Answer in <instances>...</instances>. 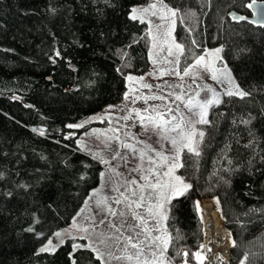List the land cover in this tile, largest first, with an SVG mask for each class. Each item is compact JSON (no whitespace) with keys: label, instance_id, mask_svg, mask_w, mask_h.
<instances>
[{"label":"trees","instance_id":"trees-1","mask_svg":"<svg viewBox=\"0 0 264 264\" xmlns=\"http://www.w3.org/2000/svg\"><path fill=\"white\" fill-rule=\"evenodd\" d=\"M147 1L0 0V264H102L90 248H74L72 237L55 251L38 246L71 221L102 170L77 141L84 126L69 125L119 101L126 77L148 69V25L129 19L130 7ZM163 1L178 9L179 69L205 46L220 45L250 93L243 100L222 94L202 124L200 156L180 153L177 171L191 188L166 206L164 224L174 238L166 254L178 261L182 247L189 257L197 249L203 239L197 202L208 198L233 238L228 260L211 264H239L245 256V264H261L264 24L247 19L251 0Z\"/></svg>","mask_w":264,"mask_h":264},{"label":"rangeland","instance_id":"rangeland-1","mask_svg":"<svg viewBox=\"0 0 264 264\" xmlns=\"http://www.w3.org/2000/svg\"><path fill=\"white\" fill-rule=\"evenodd\" d=\"M153 3H157L158 7H162V5L159 4V0H148L145 3H136L132 5L130 7L129 14L133 8L143 9L144 7H147L148 5ZM163 5L167 4L163 1ZM145 22L148 25L147 33L149 38V59L151 56L149 69L142 75H128L127 77L131 76L134 78L131 81L126 77L128 86L119 101H117L116 103L106 104L95 112L81 116L74 123H72V125L82 124L84 126L77 138V141L81 148H83L88 153L96 156L98 159L102 157L103 159L109 160L111 166L115 168V171L122 173V176L117 177L113 175V173L110 171L109 165L101 163L102 170L99 173L97 183L89 189L80 207L71 218V221L67 225L56 229L52 235H50L42 244L38 246V250L49 246L50 241V249L51 247L55 248V246L62 242L65 237H72L73 246L83 245L90 248L95 254H102V259H100L102 264H127L126 261L118 262L116 260H112L109 256L110 252L116 255L120 254V250L113 246L114 241L105 240V243H100V240L104 239L105 235L111 232V229H109L106 225H102L95 231H93L89 226L90 221L86 219V217H91L94 215L97 221L102 219V216L96 215V213L98 212V209L96 207L97 201L108 198V203L111 204L112 201L119 196V193L113 190L114 187H121V185H124L126 181L133 178L139 180V174L131 171L141 163L139 156H133L128 152V150L120 148L119 151L127 157V164H125L123 161H120L119 159H117L116 161H112L111 157L113 155V150L118 148V144L114 139H112L111 148L109 150H106L105 143H108L109 139L113 138L116 135H119L120 140L124 142L135 143V140H131L128 136L125 135V133L127 132L131 136H134L136 140L143 142L142 144L137 145L138 148H143L144 145H147L150 148L155 149L156 151H163L164 155L171 156L174 154V148L170 143V140L162 139L161 134L158 131H154L151 124L148 125L146 131L145 128L140 124L136 112H140V114L144 116L150 115L156 118L157 121H159V116L157 115V113L163 114L164 120H171L175 115L176 120L173 121V124L179 123L181 117H184L185 120H187L188 118L195 120L198 117L191 116L188 110L184 107V104L181 101L175 100L176 95L183 96L185 101L189 97H195L196 100L203 101L205 98H211L213 95L212 92L206 91V89H213L217 94H219L220 98L225 90L230 87L227 79H224L223 77H221V79L224 80L223 83L212 80L211 73L203 71L201 66L193 68L188 76H183V79L174 74H166L164 76H160V72L162 70L171 71L175 69L176 71H179L181 74H183L184 68H186L188 65L193 64L198 57L204 56L205 61L203 63L214 64L215 68L217 69L227 70L231 73V77L234 79L235 83L238 84L230 68L224 62L221 51L218 54L220 57L219 59H217L216 55L214 54L215 49H221L220 45L212 48H207L205 46L203 51H201V53H199V55L196 56L193 61H191L183 69H179L178 65L175 63V58L178 55V50L175 48V44L178 42L173 37L174 25L172 24V18L169 17V19L160 20L158 16H152L149 13L145 17ZM158 25L163 26L157 27ZM168 31H171L170 36L167 35ZM169 48H171L173 52L172 56H168ZM153 60H156L157 63L153 64ZM165 60H170L173 62L166 63ZM197 74L198 76L195 80V83H193V76ZM217 75L219 77L220 73H217ZM140 77H143V80H140ZM144 84L151 85V88H144L142 86ZM177 85H182V87H177ZM197 92H199V96H196ZM125 93H128L129 95V99L127 101L124 99ZM169 93H171V95H169ZM152 96L164 97V99H145ZM137 97L141 98L136 99ZM134 99L135 102L133 103L132 101ZM109 106L115 107L110 109ZM169 108L173 109V112H168L167 109ZM144 109H148V112H144ZM197 111L199 110L197 109ZM124 116H129L130 119L125 121L124 119H122V117ZM185 127H187L186 124ZM195 127L202 131V124H197L195 125ZM117 128L120 129L119 133L113 131V129ZM166 135L170 138L176 137L177 139H179L178 132H167ZM149 155L155 156V153L150 152ZM144 167H148V164L146 162L144 163ZM102 173L104 174L103 176L101 175ZM175 175L182 178L177 170L175 171ZM121 190L123 191L124 189L121 188ZM127 194L129 193H126V195ZM205 200H208L214 207H217L214 200L208 198L202 199L199 202V206H201L203 204V201ZM112 207L118 208L119 206L112 204ZM198 214L199 218L201 219L199 211ZM164 222L163 226L165 227ZM115 223H120L119 217L116 218ZM129 223H132V221L130 220ZM84 227H88L89 230L87 232L83 231L82 229ZM223 227L226 228L224 221ZM203 232L204 230L202 223V235L204 238ZM56 233H60V236L57 237ZM197 245L198 248L200 243ZM129 251L132 250L129 249ZM192 254L193 253H191L190 257L187 255L186 258L191 260V264H194V262L196 264H199L197 261H194ZM203 256L204 258H212L211 261H205V264H211L214 258H219L214 257L212 253L208 252L207 250H203ZM165 258L166 262L169 261L172 264H176L181 260L179 259L178 261H173L171 257H169L166 253ZM261 264H264V262Z\"/></svg>","mask_w":264,"mask_h":264},{"label":"snow or ice","instance_id":"snow-or-ice-1","mask_svg":"<svg viewBox=\"0 0 264 264\" xmlns=\"http://www.w3.org/2000/svg\"><path fill=\"white\" fill-rule=\"evenodd\" d=\"M159 4L162 7H158L157 3H153L144 7L143 9L133 8L129 14V19L132 21L139 20L141 23L145 22V17L150 13L152 16H158L160 20L172 18V24H175V17L177 16L178 9L169 8L167 5H163V0H159ZM255 6V0L248 4L247 7L251 8ZM243 20L245 17H239ZM163 25H158L157 27H162ZM167 35H171V31L167 32ZM175 48L178 50V55L175 58V63H179V55L183 54V46L179 43L175 44ZM221 49H215L216 58L219 59V52ZM59 55V53H57ZM173 52L171 48L168 49V56H172ZM151 59V56H150ZM205 61L204 56L198 57L195 62L188 65L183 70V74L175 69L171 71L160 72V76L166 74H174L181 79L183 76H188L192 69L201 66L203 71L211 73V79L219 83H223L227 79L228 87L224 95L228 97H239L243 100L245 97L249 96L250 93L242 90L238 84L235 83L234 79L231 77V73L227 70H221L215 68L214 64L203 63ZM153 64L157 61L153 60ZM166 63H172L173 61L165 60ZM119 70V69H118ZM217 73H220L218 77ZM198 74L193 76V83L197 78ZM128 80H133L134 78L129 76ZM143 80V77L139 78ZM144 88H151V85L144 84ZM177 87H182V85H177ZM213 93L211 98H205L203 101L196 100L195 97H189L186 101L181 95H176L175 100L181 101L184 107L193 117H198L193 120L188 118L185 120L184 117L180 118L179 123L173 124L176 120L174 115L171 120H164V115L157 113L159 116V121L152 116L141 115L140 112H136L139 118L140 124L147 131V127L151 124L154 131H158L162 139L170 140L174 148V154L171 156L164 155L163 151H156L147 145L143 148H138L137 145L142 144V141L136 140L134 136L129 133H125L126 136L131 140H135V143H128L120 140V136L116 135L109 139L108 143H105V149L109 150L111 148V140L114 139L118 148L113 150V155L111 157L112 161L119 159L127 164V157L123 155L119 149L123 148L128 150L133 156H139L141 161L135 168L131 171L139 174V180L133 178L125 182L121 187H114V191L119 193L118 198L114 199L112 203H108V198L99 200L96 203L98 212L96 215H100L103 218L96 220L95 215L91 217H86L90 221V227L93 231L102 225H106L111 232L105 235L104 239L100 240V243H105V240L114 241V247L120 250V254L116 255L114 253H109L112 260L118 262L126 261L127 264H166L165 253L169 249V245L173 241V237L167 232V229L163 226V222L168 219V209L166 205H169L171 201L175 198L183 196L190 188L191 185L184 182V180L175 175V171L181 167L183 164L180 162V153L183 150H187L188 153L194 154L195 156H200L199 143L203 140L205 133L195 127L197 124H208L209 121L206 119L207 109L209 106L214 104H220L221 100L219 94H217L213 89H206ZM171 95V93H169ZM199 96V92L196 93ZM137 97L136 99H140ZM124 99L127 101L129 99L128 93H125ZM145 99H164V97L152 96ZM135 102V99L132 101ZM115 106H109L113 108ZM197 109L199 111H197ZM168 112H173V109H167ZM144 112H148V109H144ZM107 118V117H106ZM125 121L129 120V116L122 117ZM242 123L247 124L248 121H242ZM185 124L187 127H185ZM82 124L69 125V127H82ZM114 132L119 133L120 129H113ZM167 132H178L179 139L176 137H168ZM155 153V156L149 155V153ZM101 163L109 165L110 171L113 175L120 177L122 173L116 172L115 168L111 166L109 160L103 159ZM148 164V167H144V163ZM104 175L103 173L101 174ZM23 186V185H21ZM121 188L124 190L122 191ZM126 193H129L126 195ZM139 193V194H138ZM11 195V193H9ZM87 203V201H86ZM218 203V201H217ZM112 204L119 206L118 208L112 207ZM197 210L199 211V203L197 202ZM120 218V223H115L116 218ZM132 223H129V221ZM83 231L87 232L88 227H84ZM159 233V234H155ZM57 237L60 233H56ZM104 235V234H102ZM83 238V237H82ZM51 241L49 242V246ZM46 246L41 248L40 251H55L54 247ZM234 246V245H233ZM78 247L76 245L73 246ZM204 248L205 245H201ZM131 249L132 251H129ZM211 251V249H209ZM179 255V253H178ZM187 256L188 253H183ZM197 258H201V253H195ZM97 259H102V254H97ZM247 256L244 260L240 261V264H245Z\"/></svg>","mask_w":264,"mask_h":264},{"label":"bare ground","instance_id":"bare-ground-1","mask_svg":"<svg viewBox=\"0 0 264 264\" xmlns=\"http://www.w3.org/2000/svg\"><path fill=\"white\" fill-rule=\"evenodd\" d=\"M199 213L203 223L204 238L199 247L193 252V258L200 264L210 261L208 257L204 258L203 250L211 252L214 257L227 260L229 247L233 244L231 232L223 227V218L220 209L214 207L208 200L203 201L199 206ZM205 245L201 248V245ZM211 249V251H209ZM201 253V258H197L195 253ZM206 261V262H205Z\"/></svg>","mask_w":264,"mask_h":264},{"label":"water","instance_id":"water-1","mask_svg":"<svg viewBox=\"0 0 264 264\" xmlns=\"http://www.w3.org/2000/svg\"><path fill=\"white\" fill-rule=\"evenodd\" d=\"M252 2L253 0H251L249 4ZM249 9H250V14L247 15V19L255 23L264 24V0H255V6ZM229 14H231L233 18H237L239 16V14L234 9H230ZM227 260H228V257H227Z\"/></svg>","mask_w":264,"mask_h":264},{"label":"built area","instance_id":"built-area-1","mask_svg":"<svg viewBox=\"0 0 264 264\" xmlns=\"http://www.w3.org/2000/svg\"><path fill=\"white\" fill-rule=\"evenodd\" d=\"M185 252L188 253L187 248L183 247V248L180 249V253H181V255H182V258H181V260L178 261L176 264H191V263H192L191 260H189V259L186 258L187 256H184V255H183V253H185ZM193 259H194V258H193ZM194 261H196V260L194 259ZM210 261H211V260H210ZM211 263H212V262H211ZM199 264H200V263H199Z\"/></svg>","mask_w":264,"mask_h":264},{"label":"crops","instance_id":"crops-1","mask_svg":"<svg viewBox=\"0 0 264 264\" xmlns=\"http://www.w3.org/2000/svg\"><path fill=\"white\" fill-rule=\"evenodd\" d=\"M149 67H150V59H149V66H148V69H149ZM148 69H147V70H148ZM100 160H101V159H100Z\"/></svg>","mask_w":264,"mask_h":264}]
</instances>
